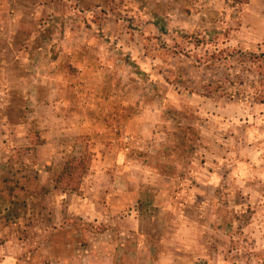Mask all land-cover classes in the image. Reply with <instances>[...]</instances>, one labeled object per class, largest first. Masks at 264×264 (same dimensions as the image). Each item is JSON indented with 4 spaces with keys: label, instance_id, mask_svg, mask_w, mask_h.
<instances>
[{
    "label": "rangeland",
    "instance_id": "374dc122",
    "mask_svg": "<svg viewBox=\"0 0 264 264\" xmlns=\"http://www.w3.org/2000/svg\"><path fill=\"white\" fill-rule=\"evenodd\" d=\"M0 264H264V0H0Z\"/></svg>",
    "mask_w": 264,
    "mask_h": 264
},
{
    "label": "trees",
    "instance_id": "16d2710c",
    "mask_svg": "<svg viewBox=\"0 0 264 264\" xmlns=\"http://www.w3.org/2000/svg\"><path fill=\"white\" fill-rule=\"evenodd\" d=\"M90 165L91 159L88 156L70 157L57 175V187L62 185L71 191H79L82 178L88 172Z\"/></svg>",
    "mask_w": 264,
    "mask_h": 264
},
{
    "label": "crops",
    "instance_id": "0c3cea01",
    "mask_svg": "<svg viewBox=\"0 0 264 264\" xmlns=\"http://www.w3.org/2000/svg\"><path fill=\"white\" fill-rule=\"evenodd\" d=\"M62 86H63V90H64V87L67 88L68 85H67V84H64V85H62ZM90 89H91V91H92V92H91V95L93 96V100H97V99H99L96 95H95V99H94V93L97 92L96 89L93 88V87L90 88ZM72 92H73V91H72ZM86 94H87V93H85L84 96H86ZM61 96L64 97V95H63V91H62V93L60 94V97H61ZM73 96H74V94L72 93V97H70L71 100L73 99ZM84 99H85V98H84ZM63 100H64V101H67V100L64 99V98H63ZM69 102H70V101H69ZM70 103H71V102H70ZM99 104H102V103L99 102ZM103 104H104V103H103ZM63 113H65V112H63ZM62 115H63V118H67V117H68V115H66V114H62Z\"/></svg>",
    "mask_w": 264,
    "mask_h": 264
}]
</instances>
